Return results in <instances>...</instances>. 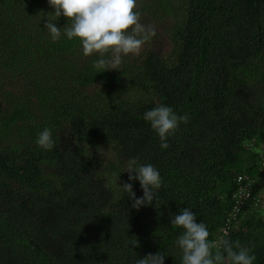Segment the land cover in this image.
Returning a JSON list of instances; mask_svg holds the SVG:
<instances>
[{
    "label": "trees",
    "instance_id": "obj_1",
    "mask_svg": "<svg viewBox=\"0 0 264 264\" xmlns=\"http://www.w3.org/2000/svg\"><path fill=\"white\" fill-rule=\"evenodd\" d=\"M137 1L156 36L96 73L63 16L52 41L48 0H0V264H136L157 252L181 264L170 219L186 207L210 241L239 240L264 264V0ZM125 90L141 97L120 101ZM161 104L190 116L167 149L143 119ZM45 127L52 150L36 144ZM90 145L112 146L115 161ZM133 157L162 178L139 210L118 187ZM245 176L250 196L222 236Z\"/></svg>",
    "mask_w": 264,
    "mask_h": 264
},
{
    "label": "clouds",
    "instance_id": "obj_2",
    "mask_svg": "<svg viewBox=\"0 0 264 264\" xmlns=\"http://www.w3.org/2000/svg\"><path fill=\"white\" fill-rule=\"evenodd\" d=\"M48 4L54 11L47 17L44 27L52 41L61 38V28L57 27L55 21L63 16L70 22L64 27L63 35L69 40L78 39L85 57L98 56L92 65L96 73L118 70L124 56L139 55L143 46L156 36L154 24L141 22L137 0H48ZM143 119L157 133L160 148L167 149L170 147L169 137L175 134L181 122L187 123L190 116L187 113L177 114L173 108L161 104L146 111ZM55 143L48 127L36 139V144L45 150H52ZM126 171L129 182L117 185L132 200V208L139 210L142 206L151 205L156 190L162 186L159 171L151 163L138 164L135 157L127 161ZM133 180L139 181L143 191L139 198L135 196L130 183ZM170 224L183 230L175 241L182 251L181 264H254L256 260L252 250L242 246L239 240L219 238L210 241L207 225L202 221L197 222L196 213L187 207L172 217ZM132 246H140L136 238ZM136 264H164V254H147L137 259Z\"/></svg>",
    "mask_w": 264,
    "mask_h": 264
},
{
    "label": "rangeland",
    "instance_id": "obj_3",
    "mask_svg": "<svg viewBox=\"0 0 264 264\" xmlns=\"http://www.w3.org/2000/svg\"><path fill=\"white\" fill-rule=\"evenodd\" d=\"M178 1L179 0H176V1H174V3L178 2ZM137 3H138V1H137ZM138 5H139V3H138ZM166 26H167V24L165 22L160 23L158 25V29H157L158 31L157 32H161L162 33ZM164 41H165V38H163L158 44H162ZM124 61L125 60L123 59V63H124ZM126 61H128V59ZM123 63H122V65H123ZM140 97H141L140 93H137V92H135L133 90H125L121 95H117V98H119L120 101H124V102L134 101V100H136L137 98H140ZM89 150H91L98 157H100L103 160V163H105V164H109V163H112V162L115 161L113 159V158H115V154H114V150H113L112 146L90 145L89 146ZM262 150H263V152L261 153V158H262V164L264 166V149L262 148ZM261 179H263V181H264V178H260L259 180H261ZM262 194L264 195V191H263ZM247 214L248 213H246L245 216Z\"/></svg>",
    "mask_w": 264,
    "mask_h": 264
},
{
    "label": "built area",
    "instance_id": "obj_4",
    "mask_svg": "<svg viewBox=\"0 0 264 264\" xmlns=\"http://www.w3.org/2000/svg\"><path fill=\"white\" fill-rule=\"evenodd\" d=\"M245 178H246V183L240 185L238 190L233 194L235 206H234L232 212L229 214L228 218L226 219V223L224 224V226L221 229L222 235L226 234L229 231V229L232 228V224H231L232 219L235 217V215L237 213L240 212V208H241L243 201L246 200L247 198H249V196H250L252 183L254 181L249 179L247 176H245ZM238 181L240 182L239 178H238Z\"/></svg>",
    "mask_w": 264,
    "mask_h": 264
}]
</instances>
